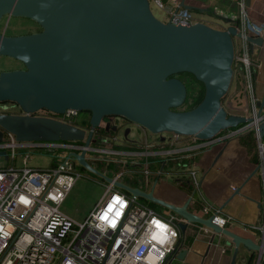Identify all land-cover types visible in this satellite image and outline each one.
<instances>
[{
    "label": "water",
    "instance_id": "obj_1",
    "mask_svg": "<svg viewBox=\"0 0 264 264\" xmlns=\"http://www.w3.org/2000/svg\"><path fill=\"white\" fill-rule=\"evenodd\" d=\"M178 7L193 8L184 0ZM5 15L31 19L40 30L20 35L0 33V56L24 66L0 71V142L5 132L17 141L84 138L85 129L34 115L39 109L59 114L68 109L88 111L85 146L105 116L123 117L151 133L168 132L204 141L252 121L229 113L222 103L234 72H241L240 67L234 70L233 37L242 33L231 16H220L227 24L221 29L201 21L189 25L162 21L153 14L149 0H0V20ZM246 40L250 49L262 46L264 25L259 36L246 35ZM181 73L193 75L204 87L201 101L183 111L177 108L185 101L186 86L173 76ZM243 97L247 100L245 90ZM9 106L20 112L6 111ZM263 106L264 96L258 103L259 112ZM247 108L248 104L241 111ZM73 154L83 168L112 181L85 160L84 150ZM0 155L8 159L5 151ZM114 184L177 214L181 232L192 223L224 235L233 245L229 264H237L241 246L259 256L264 254L263 242L216 225L213 216L205 218L190 211L192 196L182 205H174L153 191L119 181ZM187 253L183 249L176 257L183 261Z\"/></svg>",
    "mask_w": 264,
    "mask_h": 264
},
{
    "label": "built area",
    "instance_id": "obj_2",
    "mask_svg": "<svg viewBox=\"0 0 264 264\" xmlns=\"http://www.w3.org/2000/svg\"><path fill=\"white\" fill-rule=\"evenodd\" d=\"M149 3L150 7L154 5L166 11L167 21L173 24L201 21L213 27L210 21L179 10L175 1L149 0ZM243 5L241 2L238 12L230 15L237 19L235 26L242 33L241 37H233L234 70L241 69L234 72V77L240 75L248 102L246 111L238 114L251 117V122L222 130L218 139L209 142L148 130L140 139H128L129 128V133L125 134V129L122 136L118 130L125 127V121L121 120L124 118L106 116L85 146L90 125H80L79 111L68 109L59 114L39 109L33 114L85 129L84 138L17 141L12 133H4L0 151L8 150L11 162L0 167V264H170L185 248L178 226L181 218L170 210L161 212L152 208L148 200L118 188L114 181L154 194V189L170 175L171 167L191 158L193 151L207 148L210 141H225L248 133L256 141L264 176V106L259 112L261 99L254 92L255 74L260 65L250 55L246 40V35L259 36L261 28L248 22ZM8 108L6 111L20 112L18 108L16 111ZM82 150L85 160L112 181L104 184L103 193L85 218L76 222L63 214L59 206L80 177L82 166L73 153ZM33 156H46L49 160L42 167L28 165ZM187 176L186 185L193 189L198 184L194 171L190 170ZM193 194L192 191L191 199ZM196 199L201 203L200 216H213V223L227 227L228 216L222 215L218 207ZM256 228L257 242L264 244V217ZM254 264H264V254H258Z\"/></svg>",
    "mask_w": 264,
    "mask_h": 264
},
{
    "label": "crops",
    "instance_id": "obj_3",
    "mask_svg": "<svg viewBox=\"0 0 264 264\" xmlns=\"http://www.w3.org/2000/svg\"><path fill=\"white\" fill-rule=\"evenodd\" d=\"M166 1L169 3L175 1L179 4L182 0ZM241 2L244 4L248 22L253 27H263L264 0H250L249 6L246 5V0H184L185 4L193 6V8L188 10L180 7L179 10H186L198 19L210 20L211 15L220 18V16H230L234 10L238 12ZM164 12L167 17V12ZM226 26L227 24H222L213 27L223 28ZM249 53L260 65L255 74L254 92L256 97L262 99L264 96V42L262 46L254 45L252 49L249 48ZM3 70L6 69H0V71ZM237 76L233 77L231 85L234 87V94L241 91L243 97V85L240 75L237 74ZM243 99L247 102L244 97ZM239 100L242 101L240 98ZM14 108L13 110L16 111L17 108ZM244 111L246 110L234 113L238 114ZM246 135L252 136L253 134L248 133L238 138L225 141L217 140L213 143L210 141L207 148L193 151L191 158L185 159L182 164L178 162L175 167H171L170 175L165 176L164 181L154 189V194L174 205H182L193 191L194 199H191L188 205L190 211L202 215L201 203L196 199L201 198V200L218 207L222 215L230 218L227 224L228 229L259 242V230L256 227L262 223L264 217L263 167L254 137L255 148L254 144L240 140ZM128 136V139H132L130 133ZM218 136L215 138L218 139ZM221 150V155L216 160L215 157ZM7 162L10 164L11 161L8 159ZM190 170L194 171L198 184L189 192L185 186L188 183L187 174ZM149 205L152 207V203ZM154 209L167 212L164 207L157 208L156 206ZM180 233L181 240L185 245L184 249H187L188 253L183 261L176 257L171 260L170 264H229L233 245L229 244L224 235L213 233L204 226L192 223H189L185 231H180ZM241 254L244 255L247 263L241 261ZM257 256V252L241 246L236 263L250 264L253 258L256 260Z\"/></svg>",
    "mask_w": 264,
    "mask_h": 264
},
{
    "label": "rangeland",
    "instance_id": "obj_4",
    "mask_svg": "<svg viewBox=\"0 0 264 264\" xmlns=\"http://www.w3.org/2000/svg\"><path fill=\"white\" fill-rule=\"evenodd\" d=\"M151 7L153 14L158 19L162 21H167L166 13L162 9H159L154 5H152ZM208 21H210L213 26L226 24L224 20L214 15H211V18L210 20L208 19ZM39 30L40 27L36 22L24 17L5 15L0 20V33H4L5 35H20V34L38 32ZM20 67H24V66L21 63L17 62L16 60L6 56H0V69L5 68L6 70L9 69L11 70V69H18ZM178 78L181 79L186 86V99L184 101L185 104L181 105L177 109L183 111L186 109L187 104L191 101V99H193L197 95V92L200 89V83L196 81L194 77H192L191 75L181 74L178 76ZM235 94H234V87L233 85H231L229 92L224 97L222 102L223 106L229 113L240 112L241 108L247 106V102L241 96V91H238ZM239 98L242 101H240ZM0 109H2L1 106ZM8 109L12 111L15 108L9 106ZM83 114H85L86 119L88 116L90 117V114L88 115V113H82L81 115ZM121 120L125 121L124 122L125 127L119 128L118 129L119 133L129 128L130 137H132L133 139H139L143 134V132L146 131L145 128L135 123H132L126 120L125 118ZM164 133H162V135ZM122 135L123 132L121 133V136ZM152 137L155 136L153 135ZM240 140H245L249 143L252 142L254 144V140L251 135H246L245 137L240 138ZM253 146L255 148V144ZM2 151H5L6 154L8 155V150H2ZM7 160L5 159V156L0 155V167L6 166L8 163ZM48 160L49 159L46 156L44 157L33 156L32 158L29 159L28 165L42 167L46 165ZM79 170L81 172L80 177L77 179L73 188L67 194L66 198L59 206V209L63 214H65L66 216H68L69 218H71L76 222H81L85 218V216L88 214L89 210L92 208L94 203L99 199V197L103 193L105 188L104 184H106V181L103 178L86 170L85 168L81 167L79 168ZM125 182L127 181L125 180ZM152 205L157 206V208L161 207L160 205H156V204H152ZM240 259L241 261H243V263L247 261L244 258L243 254L240 255ZM243 263L240 262V264ZM254 263H255V259L253 258L250 264H254Z\"/></svg>",
    "mask_w": 264,
    "mask_h": 264
},
{
    "label": "trees",
    "instance_id": "obj_5",
    "mask_svg": "<svg viewBox=\"0 0 264 264\" xmlns=\"http://www.w3.org/2000/svg\"><path fill=\"white\" fill-rule=\"evenodd\" d=\"M181 74H185V75H191V74H189V73H181ZM181 74H177V75H173V76H175V77H178L179 75H181ZM192 77H193V75H191ZM195 79V78H194ZM196 80V79H195ZM197 81V80H196ZM200 83V82H199ZM203 94H204V87H203V85H202V83H200V89H199V91L197 92V95L193 98V99H191V101L187 104V107H186V109L185 110H189V109H191V108H193V107H195L200 101H201V99L203 98ZM186 99V98H185ZM183 104H185V103H183ZM182 104V105H183ZM178 109V108H177ZM82 113H88V115L90 114L88 111H79V114H80V117H81V121H79V123H80V125L82 126V127H86V126H88L89 125V116L87 117V119H86V117H85V114H83V115H81ZM83 117H85V118H83ZM106 117V116H105ZM252 138H253V136H252ZM254 140V139H253ZM250 143H252V142H250ZM253 144V143H252ZM132 184V183H131ZM186 188H187V191H191V186H185ZM152 207L153 208H155L156 206H154V205H152Z\"/></svg>",
    "mask_w": 264,
    "mask_h": 264
},
{
    "label": "bare ground",
    "instance_id": "obj_6",
    "mask_svg": "<svg viewBox=\"0 0 264 264\" xmlns=\"http://www.w3.org/2000/svg\"><path fill=\"white\" fill-rule=\"evenodd\" d=\"M151 257V256H150Z\"/></svg>",
    "mask_w": 264,
    "mask_h": 264
}]
</instances>
